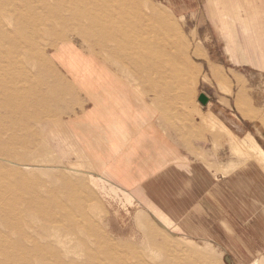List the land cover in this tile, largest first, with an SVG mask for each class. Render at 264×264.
Segmentation results:
<instances>
[{"label":"rangeland","instance_id":"rangeland-1","mask_svg":"<svg viewBox=\"0 0 264 264\" xmlns=\"http://www.w3.org/2000/svg\"><path fill=\"white\" fill-rule=\"evenodd\" d=\"M67 1L0 0V264H238L215 243L183 236L157 207H138L128 225L116 220L105 197L122 191L65 128L80 97L54 62L79 90L93 70L96 80L122 77L152 95L193 163L226 183L251 164L263 169L260 1L98 0L108 7L98 11L104 38L84 7H51ZM234 218L221 227L240 225Z\"/></svg>","mask_w":264,"mask_h":264},{"label":"crops","instance_id":"crops-1","mask_svg":"<svg viewBox=\"0 0 264 264\" xmlns=\"http://www.w3.org/2000/svg\"><path fill=\"white\" fill-rule=\"evenodd\" d=\"M258 1L264 10V0ZM253 22L257 29L264 25ZM226 38L235 56L234 39L230 33ZM54 63L80 97L65 128L96 174L122 191L105 197L117 221L128 225L138 207H157L183 236L215 243L231 262L232 256L238 264H264V162L262 170L251 164L230 181L214 183L202 164L193 163L152 95L122 77L96 80L93 70L90 80L83 78L81 91L71 73ZM211 68L214 76L228 81L224 68L215 63ZM124 193L133 205L126 204ZM230 213L240 225L223 229L221 222L228 223Z\"/></svg>","mask_w":264,"mask_h":264},{"label":"bare ground","instance_id":"bare-ground-1","mask_svg":"<svg viewBox=\"0 0 264 264\" xmlns=\"http://www.w3.org/2000/svg\"><path fill=\"white\" fill-rule=\"evenodd\" d=\"M69 4H71V5H73V6H79V9H82V7H84L82 10H80V12H82V11H87L89 14L87 15V18L89 19V21H90V25H93V26H96L97 27V30L95 29V31H94V35L96 36V37H101V36H103V31L102 32H100L101 31V28L100 27H98V24L100 23V21H101V17H100V14H98V11H99V9H104V8H106V9H108V7H107V5L106 4H104V3H101L100 1H95V0H84V1H82V0H68L67 1V4L65 3V4H63L62 3V5H57V6H55V5H52L51 7H66V6H68ZM60 11H62V9L61 8H58V9H56V12H57V15L59 14V12ZM77 11V10H76ZM85 11V12H86ZM105 14H108V13H105ZM80 17H82L81 15L79 16V17H76L75 19H74V21H76V22H78V23H82V21L84 20V19H82V18H80ZM105 17H107V16H105ZM80 18V19H79ZM108 18V17H107ZM68 20H66L65 21V23L67 22ZM88 21V20H87ZM88 21V22H89ZM102 30H103V28H102ZM89 31V30H88ZM120 32V31H119ZM91 33V32H90ZM122 37H123V35H121ZM86 37V36H85ZM103 38H104V36H103ZM114 39H116V33H113V35H111V37H110V41H112V40H114ZM123 39H125L124 37H123ZM120 41V40H119ZM127 41V40H126ZM115 42H116V40H115ZM129 42L127 41V43H126V45L129 47ZM128 47H125V49L127 48L128 49ZM119 48H121V47H119ZM98 50V49H97ZM120 50V49H119ZM124 50V49H123ZM122 50V51H123ZM65 51V52H64ZM64 51H62V53L64 52L65 53V55L64 56H67V51H69L68 49H65ZM75 51V50H74ZM74 53V52H73ZM62 58V57H61ZM79 58V57H78ZM91 61V60H90ZM71 62V61H70ZM69 62V63H70ZM86 65H90V64H86ZM95 65V64H94ZM97 66H95V68H96ZM77 68V67H76ZM78 72V71H77ZM78 74H79V72H78ZM93 82V81H92ZM89 83H91V82H89ZM92 84V83H91ZM8 125V124H7ZM258 186V185H257ZM247 193V192H246ZM264 209V208H263ZM261 214V213H260ZM262 216V215H261Z\"/></svg>","mask_w":264,"mask_h":264},{"label":"water","instance_id":"water-1","mask_svg":"<svg viewBox=\"0 0 264 264\" xmlns=\"http://www.w3.org/2000/svg\"><path fill=\"white\" fill-rule=\"evenodd\" d=\"M199 101L204 105H208L209 104V101H210V98L207 97L205 94H202L200 97H199Z\"/></svg>","mask_w":264,"mask_h":264}]
</instances>
